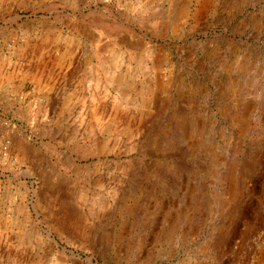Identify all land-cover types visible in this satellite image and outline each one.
<instances>
[{"label":"rangeland","instance_id":"374dc122","mask_svg":"<svg viewBox=\"0 0 264 264\" xmlns=\"http://www.w3.org/2000/svg\"><path fill=\"white\" fill-rule=\"evenodd\" d=\"M0 66V264H264V0H0Z\"/></svg>","mask_w":264,"mask_h":264},{"label":"bare ground","instance_id":"6f19581e","mask_svg":"<svg viewBox=\"0 0 264 264\" xmlns=\"http://www.w3.org/2000/svg\"><path fill=\"white\" fill-rule=\"evenodd\" d=\"M202 5H203V4H202ZM202 5H201V6H202ZM206 8H207V7H206ZM94 12H95V11H94ZM102 14H103V13H102ZM116 20H117V19H116ZM107 21H108V20H107ZM115 23H116V22H115ZM82 25H83V24H82ZM91 32H92V31H91ZM78 33H79V32H78ZM86 34H87V33H86ZM111 38H112V37H111ZM117 38H118V37H116V39H117ZM43 39H44V38H43ZM114 39H115V38H114ZM97 40H98V39H97ZM47 41H48V40H47ZM94 41H95V40H94ZM110 41H111V40H110ZM114 41H116V40H114ZM135 41H136V40H135ZM107 42H108V41H107ZM116 42H117V41H116ZM96 43H97V41H96ZM121 43H122V42H121ZM68 44H69V43H68ZM94 44H95V43H94ZM119 44H120V42H119ZM126 44H127V43H126ZM69 46H70V44H69ZM118 46H121V45H118ZM122 46H123V44H122ZM124 46H125V45H124ZM24 47H25V46H24ZM24 47H23V48H24ZM111 48H113V47H111ZM133 48H134V47H133ZM18 49H19V48H18ZM67 49H68V48H67ZM72 49H74V48H72ZM99 49H100V48H99ZM22 50H25V51H26V49H22ZM65 50H66V49H65ZM25 51H24V52H25ZM31 51H32V50H31ZM70 51H71V50H70ZM112 51H113V50H112ZM129 51H130V50H129ZM22 52H23V51H22ZM43 52H44V51H43ZM43 52H41V54H43ZM67 52H68V51H67ZM106 52H107V51H106ZM27 53H28V52H27ZM30 53H31V52H30ZM70 53H71V52H70ZM111 53H112V52H111ZM109 54H110V53H109ZM21 55H22V54H21ZM67 55H69V54H67ZM116 55H117V53H116ZM13 56H14V55H13ZM34 56H35V55H34ZM64 56H65V55H64ZM71 56H72V55H71ZM45 57H47V56H45ZM68 57H70V55H69ZM40 58H41V57H39V59H40ZM121 58H122V57H121ZM41 59H42V58H41ZM41 59H40V60H41ZM56 59H57V58H56ZM72 59H73V58H71V60H72ZM101 59H102V58H101ZM104 59H105V58H104ZM110 59H111V58H110ZM115 59H116V58H115ZM117 59H118V58H117ZM34 60H35V59H34ZM45 60H46V58H45ZM48 60H49V59H48ZM65 60H66V59H65ZM112 60H113V59H112ZM3 61H4V60H3ZM60 61H61V60H60ZM72 61H73V60H72ZM72 61H71V62H72ZM115 61H116V60H115ZM30 62H31V61H30ZM47 62H48V61H47ZM47 62H45V63H47ZM61 62H62V61H61ZM98 62H99V61H98ZM100 62H101V61H100ZM3 63H4V62H3ZM3 63H2V64H3ZM36 63H37V62H36ZM40 63H41V61H40ZM52 63H53V62H52ZM64 63H65V62H64ZM101 63H102V62H101ZM103 63H104V62H103ZM38 64H39V62H38ZM113 64H114V63H113ZM9 65H10V64H9ZM100 65H101V64H100ZM102 65H103V64H102ZM43 66H44V65H43ZM60 66H61V65H60ZM113 66H114V65H113ZM136 66H137V65H136ZM0 67H2V66H0ZM37 67H38V66H37ZM54 67H55V66H54ZM55 68H56V67H55ZM63 68H64V67H63ZM99 68H100V66H99ZM99 68H98V69H99ZM42 69H43V68H42ZM51 69H52V68H51ZM59 69H60V68H59ZM37 70H38V69H37ZM37 70H36V71H37ZM52 70H53V69H52ZM115 70H116V69H115ZM117 70H118V69H117ZM11 71H12V70H11ZM97 71H98V70H97ZM16 72H17V70H16ZM57 72H59V70H58ZM9 73H10V72H9ZM27 73H28V72H27ZM33 74H34V73H33ZM2 75H3V74H2ZM2 75H1V76H2ZM15 75H16V74H15ZM31 75H32V74L30 73V76H31ZM112 75H113V74H112ZM112 75H111V77H112ZM11 76H13V75L11 74ZM47 76H48V74H47ZM2 77H3V76H2ZM22 77H23V74H22ZM33 77H34L33 80H35V81H39V80L41 79V78L39 79V77H38L37 74H34ZM50 77H51V76H50ZM113 77H114V76H113ZM118 78H119V77H118ZM11 79H12V78H11ZM11 79H10V80H11ZM19 79H21V78H19ZM44 79H45V77H44ZM108 79H109V78H108ZM109 80H110V79H109ZM131 81H132V80H131ZM3 82H4V81H3ZM116 82H117V81H116ZM53 83H54V81H53ZM53 83H52V84H53ZM97 83H98V82H97ZM1 84H2V83H1ZM5 84H6V83H5ZM35 84H36V83H35ZM39 84H40V83H39ZM39 84H38V85H39ZM43 84H44V83H43ZM98 84H99V83H98ZM98 84H97V85H98ZM48 86H49V85H48ZM40 87H41V86H40ZM44 87H46V86H44ZM37 89H38V88H37ZM44 89H45V88H44ZM44 89H43V90H44ZM44 91H45V90H44ZM43 94H44V93H43ZM125 94H126V93H125ZM37 95H38V94H37ZM68 98H69V97H68ZM95 98H96V97H95ZM119 98H120V97H119ZM91 99L93 100V98H91ZM67 100H68V99H67ZM69 100H70V99H69ZM69 100H68V101H69ZM82 100H83V99H82ZM96 101H97V100H96ZM64 102H65V101H64ZM81 102H82V101H81ZM92 102H93V101H92ZM97 102H98V101H97ZM72 103H73V102H72ZM94 103H95V102H94ZM117 104H118V103H117ZM38 106H39V105H38ZM97 107H98V106H97ZM64 108H65V107H64ZM64 108H63V109H64ZM96 109H97V108H96ZM100 109H101V108H100ZM115 109H116V107H115ZM94 110H95V109H94ZM119 111H120V110H119ZM90 112H91V111H90ZM70 113H71V112H70ZM86 113H87V112H86ZM91 114H92V113H91ZM93 114H94V113H93ZM100 114H101V113H100ZM115 114H116V113H114V116H115ZM93 116H94V115H93ZM99 117H100V116H98V118H99ZM98 118H97V119H98ZM112 118H113V117H112ZM110 120L112 121L113 119H110ZM114 120H115V119H114ZM114 120H113V121H114ZM117 120H118V119H117ZM95 121H96V120H95ZM107 121H108V120H107ZM113 121H112V122H113ZM98 122H99V121H98ZM105 122H106V121H105ZM112 122H111V123H112ZM100 123H101V120H100ZM114 123H115V122H113L112 124L114 125ZM104 124H105V123H104ZM117 124H118V123H117ZM96 125H97V124H96ZM102 125H103V124H102ZM107 125H108V124H107ZM99 126H100V124H99ZM105 126H106V125H105ZM117 126H118V125H117ZM109 127H110V126H109ZM114 128H115V127H114ZM106 129H108V130L110 131V128H106ZM116 129H117V128H116ZM126 129H128V128H126ZM113 130H114V129H113ZM114 132H115V131H114ZM105 133H106V132H105ZM19 134H20V133H19ZM19 134H18V135H19ZM24 140H25V139H24ZM12 145H14V144H12ZM20 145H21V144H20ZM28 145H29V144H28ZM18 147H19V146H18ZM26 147H27V146H26ZM22 148H23V146H22ZM31 149H32V148H31ZM109 150H110V149H109ZM32 151H33V150H32ZM14 155H15V154H14ZM98 155H100V154H98ZM51 224H52V223H51ZM59 227H60V226H59ZM7 228H8V227H7ZM1 229H2V228H1ZM11 230H12V229H11ZM3 232H4V231H2V232L0 231V233H1V235H0V243H3V241L5 240V239H3L4 237H2V235H3L2 233H3ZM6 233H7V232H6ZM6 235H7V234H6ZM19 236H20V235H19ZM59 236H60V235H59ZM5 238H6V237H5ZM6 239H7V238H6ZM21 239H22V238H21ZM4 242H6V241H4ZM56 242H57V241H56ZM50 246H51V245H50ZM52 249H53V248H52ZM61 253H62V252H61ZM43 262H44V261H43ZM58 264H59V263H58Z\"/></svg>","mask_w":264,"mask_h":264}]
</instances>
